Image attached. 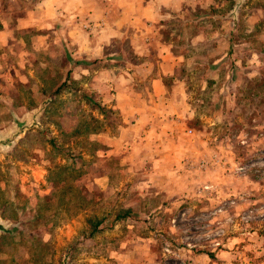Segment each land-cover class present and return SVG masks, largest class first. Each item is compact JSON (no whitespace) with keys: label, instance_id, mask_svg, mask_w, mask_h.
<instances>
[{"label":"rangeland","instance_id":"374dc122","mask_svg":"<svg viewBox=\"0 0 264 264\" xmlns=\"http://www.w3.org/2000/svg\"><path fill=\"white\" fill-rule=\"evenodd\" d=\"M212 4H191L198 15L162 23L160 35L181 57L179 86L201 140L195 159L157 174L139 161L124 174L121 161L101 159L99 127L72 110L70 84L69 96L48 98L37 128L0 148V264L263 262L264 0ZM30 74L25 86L0 78V131L40 103V74ZM57 167L65 170L48 175Z\"/></svg>","mask_w":264,"mask_h":264},{"label":"crops","instance_id":"0c3cea01","mask_svg":"<svg viewBox=\"0 0 264 264\" xmlns=\"http://www.w3.org/2000/svg\"><path fill=\"white\" fill-rule=\"evenodd\" d=\"M191 4L213 10L212 0H0L3 84L18 80L25 86L33 82L34 70L42 81L40 103L25 110L27 117L3 126L0 136L18 123L26 127L23 134L37 128L48 103L69 96L64 88L77 84L72 110L90 113L88 126L99 127L94 139L103 161H121L124 174H135L139 161L144 166L152 161L146 168L157 174L194 160L191 146L201 140L179 86L181 57L160 36L162 23L175 20L171 25L181 27L182 15L197 13H190ZM7 90L0 87V96ZM109 175L102 173V189Z\"/></svg>","mask_w":264,"mask_h":264},{"label":"water","instance_id":"95a60500","mask_svg":"<svg viewBox=\"0 0 264 264\" xmlns=\"http://www.w3.org/2000/svg\"><path fill=\"white\" fill-rule=\"evenodd\" d=\"M26 127H23L22 124L18 123L16 127L12 129L9 133H7V136H0V148H8L10 145H12L16 139L21 136L24 132ZM8 230L7 227H4V225L0 222V231Z\"/></svg>","mask_w":264,"mask_h":264},{"label":"trees","instance_id":"16d2710c","mask_svg":"<svg viewBox=\"0 0 264 264\" xmlns=\"http://www.w3.org/2000/svg\"><path fill=\"white\" fill-rule=\"evenodd\" d=\"M58 90H59V89H56V90H55V93H58ZM90 120L93 121L92 118H91ZM48 144L51 145V148H53L54 145H55L53 139H48ZM70 156L72 157V155H70ZM52 170H53V171H52ZM64 170H65V167H57L56 170H55V169H51V170L49 171L48 175H49V174H52V175H56V176H58V175H60ZM47 172H48V171H47ZM78 175H79V174H78ZM47 181H48V179H47ZM48 182H49V181H48ZM71 189L73 190L74 187H71ZM99 224H100L99 222L95 223V225H93V230H95L94 228H97V226H98Z\"/></svg>","mask_w":264,"mask_h":264}]
</instances>
